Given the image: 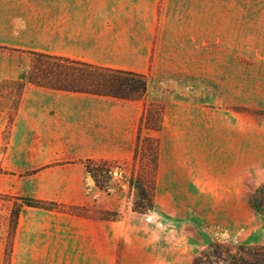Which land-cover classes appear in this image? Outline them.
Wrapping results in <instances>:
<instances>
[{"label": "rangeland", "instance_id": "obj_1", "mask_svg": "<svg viewBox=\"0 0 264 264\" xmlns=\"http://www.w3.org/2000/svg\"><path fill=\"white\" fill-rule=\"evenodd\" d=\"M63 3L109 17L116 69L145 75L148 91L129 103L28 85L13 113L30 56L0 50V264H192L211 243L264 246V216L249 206L264 183V0ZM44 4L0 0V47L27 51L25 20ZM149 104L163 113L159 130L143 131L159 156L154 209L140 215L124 178L131 149L117 144ZM86 159L120 173L107 192ZM23 198L83 211L23 206L14 225Z\"/></svg>", "mask_w": 264, "mask_h": 264}, {"label": "trees", "instance_id": "obj_2", "mask_svg": "<svg viewBox=\"0 0 264 264\" xmlns=\"http://www.w3.org/2000/svg\"><path fill=\"white\" fill-rule=\"evenodd\" d=\"M30 56V64L24 76L13 82L16 112L19 96L26 86L45 89L53 92L84 94L117 101L137 102L147 94L148 82L145 75L124 69L95 66L90 63L41 52L22 51L0 47ZM162 108L156 104L145 107L135 135L132 148V170L126 182L132 191L131 210L145 215L154 209L155 180L158 168L159 143L157 139L143 135L146 130H159L162 123ZM86 174L94 186L102 192L110 189L112 173L106 162H94L86 159L83 162ZM23 206L43 210L63 208L70 214L81 216L83 209L76 206H65L55 202H44L32 198L21 199L12 210L14 225ZM249 206L257 214L264 216V183L255 188L249 198ZM60 210V209H59ZM105 221H118L117 211H104L99 217ZM192 264H264V246L237 245L230 246L211 243L203 249Z\"/></svg>", "mask_w": 264, "mask_h": 264}, {"label": "crops", "instance_id": "obj_3", "mask_svg": "<svg viewBox=\"0 0 264 264\" xmlns=\"http://www.w3.org/2000/svg\"><path fill=\"white\" fill-rule=\"evenodd\" d=\"M45 1L46 4L41 6L43 10L40 13L25 20L23 49L80 60L100 67L120 66L114 63L118 51L113 48V44L118 42L119 35H113L110 27H107L106 21L109 17L91 12H65L63 0ZM93 21L98 22L94 24ZM28 22L31 30L27 29ZM134 141L135 137L129 143L118 142L117 148L123 147L126 153L130 146L132 153Z\"/></svg>", "mask_w": 264, "mask_h": 264}, {"label": "water", "instance_id": "obj_4", "mask_svg": "<svg viewBox=\"0 0 264 264\" xmlns=\"http://www.w3.org/2000/svg\"><path fill=\"white\" fill-rule=\"evenodd\" d=\"M120 173L112 172V175H119Z\"/></svg>", "mask_w": 264, "mask_h": 264}]
</instances>
